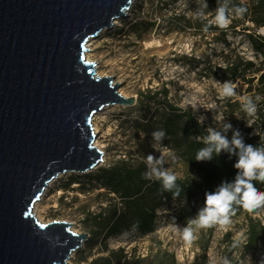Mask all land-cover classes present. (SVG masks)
<instances>
[{"label": "rangeland", "instance_id": "1", "mask_svg": "<svg viewBox=\"0 0 264 264\" xmlns=\"http://www.w3.org/2000/svg\"><path fill=\"white\" fill-rule=\"evenodd\" d=\"M210 1L133 0L118 26L87 44L95 74L112 77L134 105L116 106L92 118L94 145L103 162L88 174L60 176L35 205L40 224L64 222L74 234L88 235L68 264H223L225 259L229 264H261L262 242L249 254L245 249L256 221L264 227V206L249 211L234 205L230 225L198 229L191 245L174 228L196 215L205 193L220 185L218 179L231 164L226 153L210 161L195 160L209 127L221 130L228 122L246 144L264 145V55L256 52L264 28L253 32L251 22L241 21L233 29H221L214 17L224 0ZM207 25L219 30L207 33ZM226 80L236 85L233 97L220 95L217 82ZM243 97L253 100L255 114L242 110ZM184 114L193 117L198 129H190ZM157 130L165 132L162 142L151 137ZM226 135L231 139L232 131ZM149 154L162 156L163 167L176 174L178 195L162 192L159 181L144 178ZM112 168L136 171L143 182V202L155 207L161 195L173 197L155 209L152 232L131 227L104 238L116 218H130L122 193L110 174L102 172ZM254 181L264 186V181Z\"/></svg>", "mask_w": 264, "mask_h": 264}, {"label": "water", "instance_id": "2", "mask_svg": "<svg viewBox=\"0 0 264 264\" xmlns=\"http://www.w3.org/2000/svg\"><path fill=\"white\" fill-rule=\"evenodd\" d=\"M132 1L0 0V264H68L87 241L33 210L57 178L103 162L92 118L134 105L85 59Z\"/></svg>", "mask_w": 264, "mask_h": 264}, {"label": "clouds", "instance_id": "3", "mask_svg": "<svg viewBox=\"0 0 264 264\" xmlns=\"http://www.w3.org/2000/svg\"><path fill=\"white\" fill-rule=\"evenodd\" d=\"M230 0L224 2L215 9L214 23L221 29L228 27L230 20L228 18ZM207 8V4H204ZM233 11L237 16H242L246 8L234 6ZM220 87V95L223 97H233L236 95V85L231 81L217 82ZM242 110L248 115H253L257 111V106L250 97L242 98ZM205 117H201V120ZM232 131L231 139L226 135ZM207 134L203 137L204 147L200 148L195 160L210 161L222 152L236 157L234 168L237 174L231 182L222 181L214 190L205 193L204 205L196 215L189 218L186 224L181 227L174 225L176 231L180 232L184 241L191 245L196 239L198 229H207L219 225L226 227L232 223V216L235 215L234 205H242L245 209L251 211L255 208L264 206V192L260 191L254 180L264 181V145L246 144L241 132L238 129L233 130L231 123L225 122L221 130L209 127ZM153 140L162 142L165 137L163 130H157L151 133ZM147 171L144 174L145 179H155L160 182L162 192H173L178 195L181 189L177 185V176L174 172L163 167L164 159L149 154L145 157ZM175 220V218H173ZM250 262V257H248ZM223 264H229L225 259ZM251 264V262H250ZM264 264V258L261 260Z\"/></svg>", "mask_w": 264, "mask_h": 264}, {"label": "trees", "instance_id": "4", "mask_svg": "<svg viewBox=\"0 0 264 264\" xmlns=\"http://www.w3.org/2000/svg\"><path fill=\"white\" fill-rule=\"evenodd\" d=\"M216 1L220 0H212L210 2L213 5L214 3H216ZM234 6L244 7L246 8V12L242 16L236 18V14L231 11ZM228 18L230 20V24L227 28L233 29L237 26H240L243 24L241 21L251 22L255 26L253 32H255L256 29L264 28V0H230ZM182 21L187 24L186 21ZM203 29L206 30L207 33H212L216 30H219L216 27L213 28L211 25L204 26ZM243 30L250 29L245 28ZM258 38L260 41V45L256 52L258 54L264 55V35ZM184 116L187 118V123L192 131L198 129V124L192 116L188 114H184ZM196 136H198L197 133ZM229 157L231 160V164L225 169L226 171L224 172V174H222L221 177L218 179L219 183H221L222 181L231 182L234 180V177L237 174V170L234 168V164L236 163V157L234 155H229ZM102 172L103 174H110V180L113 181V185H116L119 189V192L122 193V199L126 202L128 207L127 215L130 217L127 218V216L125 215L116 218L115 221L106 228L104 238L108 239L112 235L125 233L131 227H134L138 232L141 233L152 232L155 227L153 223L155 219V209L169 204L173 197H164V195H161L158 198V202L154 207L148 204L146 201H142L143 197L141 196L143 193V185L140 184H143V182L137 180L136 171H117L116 169L112 168L108 170H102ZM253 183L260 191L264 192V186H257V183L255 181H253ZM238 206L241 207L242 205ZM255 224L256 227H252V229L248 232V244L245 249L246 254H249L255 249L257 242H262L264 244V227L261 226L258 221H256Z\"/></svg>", "mask_w": 264, "mask_h": 264}, {"label": "bare ground", "instance_id": "5", "mask_svg": "<svg viewBox=\"0 0 264 264\" xmlns=\"http://www.w3.org/2000/svg\"><path fill=\"white\" fill-rule=\"evenodd\" d=\"M119 25V21L118 20H116L115 22H114V24H113V27H116V26H118ZM104 31H102V33H103ZM91 45H88L87 47H90ZM90 51V50H89ZM85 58L87 59L86 61H88L89 60V54H86L85 55ZM121 95L122 96H124V94L123 93H121ZM114 107H116V106H109V107H106V108H104V109H102V111H101V113H107V112H109V111H111L112 109H114ZM94 120H96V117L93 119V121ZM93 130L95 131V132H97V130H96V126H95V124L93 123ZM95 145H97L96 143H95ZM51 185H52V183L49 185V187H51ZM34 210H35V212H36V210H37V208H36V206H34Z\"/></svg>", "mask_w": 264, "mask_h": 264}]
</instances>
